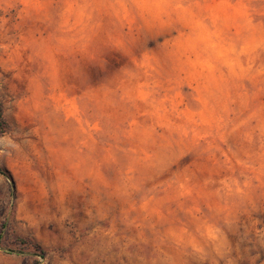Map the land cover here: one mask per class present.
Instances as JSON below:
<instances>
[{
    "label": "rangeland",
    "instance_id": "374dc122",
    "mask_svg": "<svg viewBox=\"0 0 264 264\" xmlns=\"http://www.w3.org/2000/svg\"><path fill=\"white\" fill-rule=\"evenodd\" d=\"M244 3L232 24L200 0H0V264H264Z\"/></svg>",
    "mask_w": 264,
    "mask_h": 264
},
{
    "label": "crops",
    "instance_id": "0c3cea01",
    "mask_svg": "<svg viewBox=\"0 0 264 264\" xmlns=\"http://www.w3.org/2000/svg\"><path fill=\"white\" fill-rule=\"evenodd\" d=\"M245 0H200L202 3V22L241 23L243 18L250 17L253 11L244 3ZM205 18V19H204Z\"/></svg>",
    "mask_w": 264,
    "mask_h": 264
},
{
    "label": "trees",
    "instance_id": "16d2710c",
    "mask_svg": "<svg viewBox=\"0 0 264 264\" xmlns=\"http://www.w3.org/2000/svg\"><path fill=\"white\" fill-rule=\"evenodd\" d=\"M5 127V120L3 117V110H2V104L0 102V131H3ZM0 173L7 176L8 178H11L10 173L7 170L1 169L0 168Z\"/></svg>",
    "mask_w": 264,
    "mask_h": 264
}]
</instances>
